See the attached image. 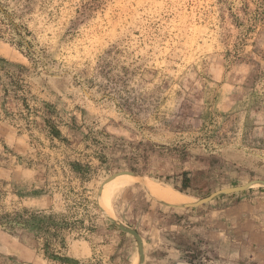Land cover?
I'll return each mask as SVG.
<instances>
[{"label":"rangeland","instance_id":"1","mask_svg":"<svg viewBox=\"0 0 264 264\" xmlns=\"http://www.w3.org/2000/svg\"><path fill=\"white\" fill-rule=\"evenodd\" d=\"M1 1L0 264H264V0Z\"/></svg>","mask_w":264,"mask_h":264},{"label":"trees","instance_id":"2","mask_svg":"<svg viewBox=\"0 0 264 264\" xmlns=\"http://www.w3.org/2000/svg\"><path fill=\"white\" fill-rule=\"evenodd\" d=\"M0 15L2 17V19L0 20V26L5 25L6 28H10L15 34H18V33H16L17 27L14 26L13 21L10 19L9 13H7L6 9L3 8L1 0H0ZM3 20H5L6 23H4ZM7 31H8V29H7ZM1 36H2V31H1V27H0V37ZM22 40H23L22 37H20V39L16 40L17 46L22 47L26 51V54L29 55V49H28L29 47H28L27 43L23 42ZM0 70H3V69H0ZM20 72H21V70H19V69L17 71H13V72H11L9 70L5 71V76L8 79V83H6V85H3L4 86L3 93H4L5 99L10 97L11 99L18 100L21 98V96H20L21 84H20V78H19ZM48 128L50 130V135L52 136V133H51L52 129L50 127H48ZM52 132H54V131H52ZM188 181H189V178L187 177V174L184 173L183 178H182V185L183 186L181 189H176V191H178L180 193H185L184 190L187 187ZM50 255L53 259H55V258L60 259L59 257H55V256H57L55 253L50 254Z\"/></svg>","mask_w":264,"mask_h":264},{"label":"water","instance_id":"3","mask_svg":"<svg viewBox=\"0 0 264 264\" xmlns=\"http://www.w3.org/2000/svg\"><path fill=\"white\" fill-rule=\"evenodd\" d=\"M124 173H129V174H131V175H133V176H136V174H134V173H131V172L125 171V172H118V173L112 175L110 178H112V177H114V176H117V175L124 174ZM110 178H109V179H110ZM107 181H108V180H107ZM107 181H106V182H107ZM106 182H105V183H106ZM104 185H105V184H103V185L101 186V188L99 189V191H98V195H99V196H100L101 193H102V190H103ZM248 186H249V185H245V186H242V187H235V188L223 189V190H220V191H218V192L213 193L212 195H210V196L207 197V198H204V199H202V200L197 201L196 203H193V204H185V205H183V206H181V207H183V208H191V207L201 206V205L206 204L207 202H209L210 200H212V199H214V198H216V197H218V196H221V195H228V194H232V193H237V192L243 191V190H245ZM161 203H162L163 205L176 207V206H174V205H170V204H167V203H164V202H161ZM118 227H119L122 231L126 232L127 234L132 235V236L136 239L137 244H138L139 263L142 264V263H143V260H144V257H143V246H142V240H141L139 234H138L136 231H133V230H130V229H125V228L122 227V226H119V225H118Z\"/></svg>","mask_w":264,"mask_h":264},{"label":"bare ground","instance_id":"4","mask_svg":"<svg viewBox=\"0 0 264 264\" xmlns=\"http://www.w3.org/2000/svg\"><path fill=\"white\" fill-rule=\"evenodd\" d=\"M125 175H128V174L124 173L121 175L114 176L112 177L111 180H114L116 178L117 179L123 178ZM129 179H133V178H129ZM129 179H124V180H129ZM149 182H150L149 186L151 187V189L155 191L156 193H158L159 195H162L163 197H166L168 199L175 200V201H186L188 199L184 195L174 191L173 189L167 186H163L158 183L151 182V181ZM125 183H126L125 181L118 182L116 188H121Z\"/></svg>","mask_w":264,"mask_h":264}]
</instances>
